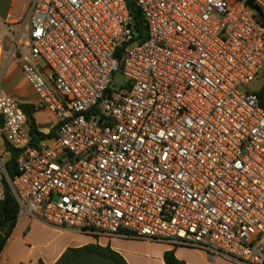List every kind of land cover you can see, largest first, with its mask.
<instances>
[{"label": "built area", "instance_id": "obj_1", "mask_svg": "<svg viewBox=\"0 0 264 264\" xmlns=\"http://www.w3.org/2000/svg\"><path fill=\"white\" fill-rule=\"evenodd\" d=\"M131 1L141 42L126 0H33L0 23V129L18 152L13 180L0 153V184L18 216L97 246L136 238L264 264V108L249 88L264 24L242 0ZM12 62L54 117L37 145L2 88Z\"/></svg>", "mask_w": 264, "mask_h": 264}, {"label": "crops", "instance_id": "obj_2", "mask_svg": "<svg viewBox=\"0 0 264 264\" xmlns=\"http://www.w3.org/2000/svg\"><path fill=\"white\" fill-rule=\"evenodd\" d=\"M32 2L33 0H0V23L8 25L18 23L25 17ZM254 2L264 11V0H254ZM5 44L6 47H8L9 40L6 39ZM3 57L4 56L0 55V64L3 61ZM2 88L20 105H35L37 101L36 94L27 83L20 65L17 63L12 62L6 69L2 81ZM38 113H42L47 116V119H52V123L54 122V117L49 112H36L34 116L37 126L39 125V122L37 121ZM38 129L44 134H49L53 130V127L50 124V126L46 125L43 126V128L38 127ZM5 143L4 135L0 129V153H3L6 150ZM2 198L3 194L0 192V201ZM34 224L48 227L47 224L36 219L26 216H18L17 225L0 254V264H56L69 249H78L91 244L94 241L91 237L73 229L54 228L53 230L56 231L59 236V242L57 245L51 250H39L36 252V249H40V247L44 245L31 244L30 242L31 227ZM121 239L123 238H114L108 241H115L119 245L118 248L112 247L107 241H104V243L107 242L106 245L110 246L111 250L121 255L127 264H165L163 258L164 253L172 249L174 250L175 256L184 261L185 264H237L202 249L175 246L162 242H147L150 246H154V244H162L163 246L155 255L150 253L146 254V259L148 260L146 263H142L141 261L128 257L125 254L120 248V246L123 245Z\"/></svg>", "mask_w": 264, "mask_h": 264}, {"label": "trees", "instance_id": "obj_3", "mask_svg": "<svg viewBox=\"0 0 264 264\" xmlns=\"http://www.w3.org/2000/svg\"><path fill=\"white\" fill-rule=\"evenodd\" d=\"M126 1L129 12L132 16L133 31L139 33V36L134 37L133 42L144 41L147 38V27L143 20L141 12L131 0ZM256 14L260 22L264 24V11L261 7L260 12ZM120 53L121 52H118V56ZM117 75H121V69ZM109 92H111V90H109ZM255 94L259 99L260 105L264 108V84L259 90L255 91ZM21 108L27 118V124L29 127V134L32 139V145H37L42 140H47L54 137L55 130H52L49 134H44L39 131L34 116V114L36 113L34 105L23 104L21 105ZM5 149L10 153L6 162L7 176L9 180H13L17 174L16 160L18 152L12 149L7 144V142L5 143ZM8 179H4L3 182L0 184V192L3 194V198L0 201V254L6 246L18 222L19 206L14 194L12 193ZM85 253H97L99 255L114 259L118 264H127L121 255L114 252L109 247L102 248L94 244H88L78 249H69L56 264H72L80 255ZM163 258L165 264H185L184 261L178 259L175 256L173 249L166 251L164 253Z\"/></svg>", "mask_w": 264, "mask_h": 264}, {"label": "rangeland", "instance_id": "obj_4", "mask_svg": "<svg viewBox=\"0 0 264 264\" xmlns=\"http://www.w3.org/2000/svg\"><path fill=\"white\" fill-rule=\"evenodd\" d=\"M116 83H119L123 80V77L121 75L116 76ZM264 84V71L260 73V75L255 79L254 82H252L249 85V88L257 91L261 88V86ZM246 89H242V91H245ZM37 121L39 122L38 127L43 128V126L52 124V119H47V116L43 115L42 113L37 114ZM47 226V225H46ZM54 227H51L48 225V227H43L41 225H33L31 227V244H43L44 246H41L40 249H36L35 251L39 250H51L57 243L59 242V236L56 231L53 230ZM121 242H123V245L120 246V248L125 252V254L128 257H131L133 259L139 260L142 263H146L148 259H146V254H152L155 255L158 253L161 248L162 244H154V246H150L146 241L132 238V239H121ZM94 241L91 243L93 244ZM108 244H111L112 247L118 248L119 245L115 241L108 242ZM102 248H106L110 246H99Z\"/></svg>", "mask_w": 264, "mask_h": 264}, {"label": "water", "instance_id": "obj_5", "mask_svg": "<svg viewBox=\"0 0 264 264\" xmlns=\"http://www.w3.org/2000/svg\"><path fill=\"white\" fill-rule=\"evenodd\" d=\"M247 5L256 13L260 12V7L254 2V0H247ZM136 36H139L138 32H135ZM72 264H118L114 259L99 255L97 253H85L80 255Z\"/></svg>", "mask_w": 264, "mask_h": 264}]
</instances>
